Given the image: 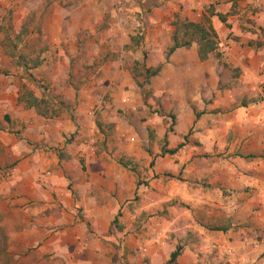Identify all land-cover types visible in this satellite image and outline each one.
I'll return each instance as SVG.
<instances>
[{"label": "crops", "instance_id": "0c3cea01", "mask_svg": "<svg viewBox=\"0 0 264 264\" xmlns=\"http://www.w3.org/2000/svg\"><path fill=\"white\" fill-rule=\"evenodd\" d=\"M210 5L229 14L212 18L219 57L200 61L192 43L166 60L173 22ZM106 10L107 43L143 35L145 67L160 66L150 101L173 108L171 131L150 120L152 151L128 150L133 168L90 152L96 88L70 79L75 43ZM8 14L42 26L49 48L28 72L52 95L31 91L62 111L18 102L19 67L0 48V264H164L178 245L173 264H264V0H0V25ZM118 66L107 81L133 86ZM164 135L166 150L181 147L150 166Z\"/></svg>", "mask_w": 264, "mask_h": 264}, {"label": "rangeland", "instance_id": "374dc122", "mask_svg": "<svg viewBox=\"0 0 264 264\" xmlns=\"http://www.w3.org/2000/svg\"><path fill=\"white\" fill-rule=\"evenodd\" d=\"M100 1L107 3L108 0ZM135 1L137 2V0ZM236 11L237 8L233 5L231 13L235 15ZM104 12L99 23L86 30L85 36L89 34V37L75 43L74 47L77 48V53L72 56L70 61V79L75 82L76 87L81 84L96 88L94 93L96 101L90 109L92 122L95 126L90 152L97 157L101 154L102 158L107 160V156H109L110 159L133 168L134 161L128 155V150L142 147L152 151L156 135L150 120L160 119L163 116L169 118L164 121L160 119L156 125L160 129L162 124L166 131H171L174 125L173 108L171 105V107L168 105L166 107L150 101L152 93L148 87L150 78L146 79L144 72L147 56L144 51L140 50L144 40L143 35H139L136 30L132 29L127 35L129 43H122V40L107 43L105 31L109 25L106 21L112 15L107 10ZM7 16L10 17L9 21L0 25V48L8 53V65L19 67V72L15 74L19 89L25 85L27 89L32 90V84L35 83L36 87L51 96L50 85L36 78L32 80L31 73L28 72L36 62H42L40 57L42 50L49 48L47 42L42 39V26L36 24V20L32 16L25 18L24 22L19 25L10 23L12 14ZM114 63L117 64L116 66L119 65L120 70L129 71L135 83L133 86L120 88L118 84L110 85L107 79L117 68ZM59 98H57V102H50L49 99L44 98L48 105L42 106V111L47 116L52 117L60 114L62 109L59 106ZM76 105L77 101L70 105V111H73V106ZM74 139L75 135H70L66 141L72 143ZM156 144L160 154H156L151 159L150 166L154 165L157 156L165 155L164 149L168 144L166 136L164 135ZM170 177L169 173L164 174V178L170 179ZM2 264H8V262Z\"/></svg>", "mask_w": 264, "mask_h": 264}, {"label": "trees", "instance_id": "16d2710c", "mask_svg": "<svg viewBox=\"0 0 264 264\" xmlns=\"http://www.w3.org/2000/svg\"><path fill=\"white\" fill-rule=\"evenodd\" d=\"M228 15L229 14L217 13L215 11V6L210 5L204 9L201 18L198 21L175 20L173 22L175 29L171 37L172 45L168 47L165 52L166 60L176 49L190 47L192 43L197 45V53L200 61L206 60L210 54L219 57V54L217 53L218 36L212 25V18L216 16L220 22L225 23ZM34 65H37V63ZM159 71L160 66L156 68H144L146 79L154 77ZM18 102L23 104L26 108H34L41 116H47V114L42 111V106L48 105L47 100L36 97L31 90L25 87V85H22L19 89ZM179 147H181V145L175 149H164V153L174 154ZM114 223L116 224V220H114ZM210 229L226 230L227 228L210 227ZM181 249L180 245L176 246V249L171 253L169 260L164 264H173Z\"/></svg>", "mask_w": 264, "mask_h": 264}, {"label": "built area", "instance_id": "2783aa9c", "mask_svg": "<svg viewBox=\"0 0 264 264\" xmlns=\"http://www.w3.org/2000/svg\"><path fill=\"white\" fill-rule=\"evenodd\" d=\"M263 91H264V88H263Z\"/></svg>", "mask_w": 264, "mask_h": 264}]
</instances>
